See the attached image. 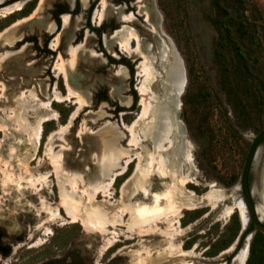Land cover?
<instances>
[{
  "label": "rangeland",
  "instance_id": "rangeland-1",
  "mask_svg": "<svg viewBox=\"0 0 264 264\" xmlns=\"http://www.w3.org/2000/svg\"><path fill=\"white\" fill-rule=\"evenodd\" d=\"M11 1L14 0H7L6 3ZM108 1L124 7L123 10L126 12L136 11V0ZM153 2L161 15L160 27L182 58L186 75V84L179 97L180 104L174 113L176 114L174 119L187 137L189 145L190 161L185 165L184 170V174L190 179L187 185L189 189L198 193L197 195L205 192L211 183L230 193L234 185L238 183L251 138L264 129V104L249 108L244 114H236L226 102L224 94L219 89L217 70L212 63L213 29L202 16L205 0H153ZM38 3L39 0H32L23 10L7 18H0V31L17 19L29 15ZM99 8L101 9L100 0H42L39 11L34 14L35 16L33 15L34 18L23 25L16 26L13 33L10 31V34H6L5 38L15 40L13 47L5 49L0 45V56L6 52L10 54L15 52L1 61L3 72H1L0 80L7 83L8 73L11 72L18 79L30 73L31 78L28 83L32 86L35 84L37 90H39L37 84L40 81L43 87L46 86L45 89L42 87L43 92L49 95L52 93L54 84L59 80L58 90L66 94L65 80L62 75L58 79L54 69L57 54L59 52L63 54L69 42L76 46H83L89 35L86 49H84L97 50L99 57L90 59L86 57L85 52L79 54L78 66L75 67L69 80L71 85L79 91L91 90L90 104L74 116L69 129L63 134L71 146L67 154L78 160L89 156L87 138L92 136L93 139L97 138L96 136L108 125H119L122 117L125 123H131L142 109L137 90V58L123 52L117 43L112 48L105 43L113 36L114 29L120 27L123 22L119 21L117 15L110 14L97 24V21L92 19V15L94 10H100ZM63 13L69 14L70 19L69 25L65 27L61 26ZM137 17V21L132 25L140 31L144 41L152 42V35L141 23L143 17L141 15ZM40 21H53L56 23L54 30L28 31L31 26L36 28L37 22ZM20 31L24 34L19 38ZM57 33H60L59 47L54 50L51 42ZM135 44L134 40L132 48L136 46ZM262 61L264 62V59ZM43 67L44 73L41 71ZM121 67L123 70L126 69L124 74L127 76L124 74L118 77L113 76L114 72ZM164 67L167 68V62L162 65L160 74V78H163L165 83V76L161 77L166 69ZM115 87L122 89L121 98L110 95ZM7 92L11 94L15 90L8 85ZM163 92L162 88L159 94L162 99H165L166 96L164 98L162 96ZM127 97L130 98V106L125 105L126 103L121 100ZM3 99L5 100L3 97L0 98V107L7 105V99L4 102ZM242 99L245 101L244 97ZM53 103L58 117L42 124L38 154L31 161L32 166L43 164L40 166L42 171L52 170L45 155L48 133L65 123L76 108L73 99ZM152 103L155 108L157 102ZM149 116H151L150 112L144 120L149 119ZM34 120V115L30 114L28 117L30 124ZM0 121L4 127V130L0 131V138L5 137L4 133L7 138L5 145H0V154L4 160L12 161L6 152L9 146L13 145L18 154L13 159L16 165L15 173L18 174L17 176L27 177L28 171L19 162V157L31 154L32 144L29 143L30 140L25 132L18 128L16 118L13 114L10 116L7 108L1 111ZM82 121H85L87 127H90V132L94 133L82 131L79 135ZM176 141L178 139H174L173 146ZM57 144L55 143L57 145L55 150L60 148L59 142ZM175 148L179 153L184 150L181 142ZM135 162L136 160L130 164L127 172L117 179L112 195L116 201L123 202L122 204L130 201L131 205H135L139 200L151 203L148 198L141 199L143 194L141 190L137 191L135 198H128L127 195L134 192L136 188L134 180H130L126 185L129 188L125 186L122 190L125 180L134 172ZM9 172L11 171H8V177H11ZM55 177L54 173L48 177V184L41 192L52 204L59 202V188ZM254 178L252 171L249 173L251 183ZM17 181L18 186L12 185L9 192L4 193L0 173V264H158L153 258L155 250L167 244L163 236L158 233L147 235L137 233L133 234L132 238H126V233H121L104 253L101 252L103 235L87 233L79 223H67L66 220L56 218L59 221L48 225L51 233L43 234L44 229L38 225L47 213L39 214L37 208H34L35 203H39V194L27 183L20 182L18 179ZM48 185L51 188H48ZM238 193L242 196L241 188ZM253 198L255 203L256 199ZM229 201L230 199L227 198L205 217L203 215L209 210V205L200 201L198 208L185 210L182 217L178 219L183 227L192 223L178 236L182 240V246L189 248L196 244L197 251L206 249L202 258H196L198 261L230 264L232 258L229 257L228 262L226 259L236 247L232 251H228L227 248L238 236L240 221L236 213L228 215L223 212L224 204ZM62 214H65L63 209ZM128 217L129 214L125 216L126 219ZM251 233L250 250L245 264H264V232L253 230ZM118 248L122 250L118 251ZM130 248L135 250L125 253ZM142 249H146L147 252ZM221 250L225 252L216 257ZM12 251H14L13 254H11ZM114 254H116L115 257ZM147 254L150 258L146 257ZM149 259L150 262L147 263Z\"/></svg>",
  "mask_w": 264,
  "mask_h": 264
},
{
  "label": "bare ground",
  "instance_id": "bare-ground-1",
  "mask_svg": "<svg viewBox=\"0 0 264 264\" xmlns=\"http://www.w3.org/2000/svg\"><path fill=\"white\" fill-rule=\"evenodd\" d=\"M30 1L32 0H14L6 3L7 0H0V18H7L23 10ZM41 1L39 0L37 7L29 15L17 19L0 31L1 48L13 47L15 40L5 38L6 34H10L16 26L23 25L34 18L33 15L39 11ZM135 3L136 11L126 12L122 6L111 4L108 0H100L101 9L94 10L92 19L99 24L108 15L115 14L118 16L119 21L123 22L120 27L114 29L113 36L106 40L105 43H107L109 48H112L117 43L123 52H127L128 55L136 57L138 60L136 73L138 78L137 90L140 96V104L142 105L138 117L131 123H125L122 117L119 125L106 126L105 130L96 136L97 138L93 139L92 136L86 139L88 140L87 147L89 152V156L86 159L78 160L77 158H72L67 154L71 146H69L63 134L69 129L74 116L90 104L92 92L88 89L79 91L71 85L69 79L75 67L78 66L79 54L81 55L85 52L86 57L90 59L99 57L97 50H85L89 35L83 46H76L69 42L63 54L62 52L57 54L54 69L58 79L62 75L65 80L66 94L58 90L59 80L54 84L52 93L48 95L47 92H43L46 86L43 87L40 81L37 84L39 90L36 89L35 84L32 86L28 83L31 78L30 73H26L25 77L18 79L10 71L7 83L0 80V98L7 99V105L0 107V113L7 108L10 116L14 115L18 128L23 130L28 136L29 143L32 144V150L28 156L22 155L19 157V162L28 171L27 177L24 178L20 175L17 176L18 174L15 173L16 165L13 163V159L18 155L16 148L12 145L7 149L6 155L12 158L10 162L7 159L4 160L0 154L3 191L8 193L12 185L18 186L17 179L35 189L36 193L39 194V203H35L34 208H37L39 214L41 212L47 213V216L38 225L44 229L43 234L45 235L51 233L48 225L59 221L56 218L66 220L67 223H79L85 232L103 235L104 241L101 252L104 253L114 244L117 240L116 237L120 236L121 233H126V238H132V235L137 233L142 235L158 233L167 241L164 247L155 250L153 258L158 264H223V262L219 263L217 261H198L196 258H202L206 249L197 251L196 244L189 248H184L182 240L178 236L182 230L189 228L192 223L183 227L178 219L182 217L185 210L198 208L200 206L199 203L202 201L209 205V210L203 215L205 217L220 203L229 198V203L224 204L223 212L228 215L236 213L239 217L240 230L242 231L249 224V213L246 203L238 193L240 188L238 183L234 185L230 193L213 183L201 195H197L198 193L196 194L189 189L187 184L190 179L184 174L185 165L190 161L188 140L174 119V115H176L174 113L180 104L179 97L183 93L186 84L182 58L174 49L169 37L162 31L160 27L161 15L153 0H136ZM137 15L143 17L141 23L147 27L148 32L152 35V42L144 41L140 36V31L132 25L137 21ZM61 19L62 27L69 25V14L63 13ZM55 24L53 21H40L39 23L37 22L36 28L31 26L28 31L54 30ZM23 34L24 32L20 31L19 38ZM59 35L60 33H57L51 42L54 50L59 47ZM134 40L136 46L132 48ZM13 54L6 52L0 56V75L3 72L1 61ZM64 54L68 56L64 57ZM165 62H167V68L164 67L166 69L161 76H165L164 83L163 78H160V74L162 73V65ZM122 67L117 69L113 76L123 75L126 69L123 70ZM41 71L44 73L45 68L43 67ZM124 76L127 75L124 74ZM8 85L15 90L14 93L8 94ZM162 88L164 90L162 96L163 98L166 96L165 99H162L161 94H159ZM121 92V88L115 87L110 92V95L120 97ZM72 99L76 106L75 110L72 111L65 123L51 130L47 136L45 155L48 165L52 166V170L42 171L40 166L43 164L40 163L37 166H32L31 161L36 158L39 150L38 145L41 139L42 124L58 117V112L53 108V102ZM5 100L3 99V102ZM121 100L126 103L125 105L130 106V98L127 97V99L123 98ZM152 102H157L155 108H153ZM17 112L19 113L17 114ZM148 112H150L151 116L148 117L149 119L144 120ZM30 114L34 115L35 118L31 124L28 121ZM1 130H4V127L0 121ZM82 131L90 134L94 133L90 132V127H87L85 121H82L81 131L78 134L80 133L79 135H81ZM4 135V138H0L1 146L5 145L7 139L5 133ZM174 139H178L175 146H173ZM58 142L60 148L55 150ZM179 142L184 148L181 153L176 151L175 148ZM83 157L85 156L83 155ZM135 160L134 172L125 180L122 190H124L130 180H134L136 188L134 192L127 195L128 198H135L137 191L141 190L143 193L141 199L148 198L151 203L138 199L139 201H136L135 205H131L132 202L130 204V201L122 204L123 202L116 201L112 195L115 182L127 172L130 164L134 163ZM251 168L250 172L252 173L253 171L255 177L250 183L251 194L256 199L254 203L256 213L263 222L264 141L256 149ZM9 170L11 171L9 172L12 175L11 177H8ZM53 173L56 176L55 178H57L56 182L59 188V202L56 204L50 203L49 199L41 194L45 186H47L46 184H48V177ZM48 188H51L50 185H48ZM62 209L65 214H62ZM127 214H129L128 219L125 218ZM251 232H247L239 247H236L238 237L228 246V251H232L236 247L234 252L232 251L229 254L232 258L230 264L246 263L249 255ZM146 249H142V251H146ZM121 250L119 249L118 251ZM133 250L135 249L130 248L125 253ZM224 252V250H221L216 257L221 256ZM113 256L115 257L116 254ZM146 257L150 258L148 254ZM148 262H150V259L147 260Z\"/></svg>",
  "mask_w": 264,
  "mask_h": 264
},
{
  "label": "trees",
  "instance_id": "trees-1",
  "mask_svg": "<svg viewBox=\"0 0 264 264\" xmlns=\"http://www.w3.org/2000/svg\"><path fill=\"white\" fill-rule=\"evenodd\" d=\"M202 16L213 29L212 63L231 110L244 114L260 107L264 104V0H205Z\"/></svg>",
  "mask_w": 264,
  "mask_h": 264
},
{
  "label": "water",
  "instance_id": "water-1",
  "mask_svg": "<svg viewBox=\"0 0 264 264\" xmlns=\"http://www.w3.org/2000/svg\"><path fill=\"white\" fill-rule=\"evenodd\" d=\"M264 141V129H262L260 132H258L256 135H254L251 138L250 146L248 148L246 157L244 159L242 171L238 180L239 187L242 189V197L246 203L248 213H249V224L251 225L252 229L246 228L245 230H240L238 233V239L236 247H239V245L242 243L243 239L245 238L247 232L253 231V230H260L264 232V223L260 220L259 216L256 213L254 199L251 194V188L249 180V173L252 165V161L256 152V149L258 145ZM227 257V261L229 259Z\"/></svg>",
  "mask_w": 264,
  "mask_h": 264
},
{
  "label": "flooded vegetation",
  "instance_id": "flooded-vegetation-1",
  "mask_svg": "<svg viewBox=\"0 0 264 264\" xmlns=\"http://www.w3.org/2000/svg\"><path fill=\"white\" fill-rule=\"evenodd\" d=\"M121 58H122V57H120V59H121ZM248 228H249V229H250V228L252 229V227H251V225H250V224H248ZM14 251H15V250H14ZM14 251H12V252H11V254H13V253H14ZM0 259H1V258H0ZM16 260H17V259H16ZM1 263H6V261H1Z\"/></svg>",
  "mask_w": 264,
  "mask_h": 264
}]
</instances>
